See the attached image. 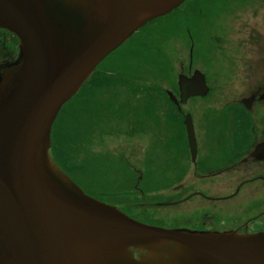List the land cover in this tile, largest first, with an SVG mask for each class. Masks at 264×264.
Returning <instances> with one entry per match:
<instances>
[{"label":"water","instance_id":"obj_1","mask_svg":"<svg viewBox=\"0 0 264 264\" xmlns=\"http://www.w3.org/2000/svg\"><path fill=\"white\" fill-rule=\"evenodd\" d=\"M186 1L0 0V28L20 40L0 74V264H264V232L140 222L86 194L49 154L59 112L97 66ZM178 86L181 104L209 93L199 70ZM185 126L194 153L191 114Z\"/></svg>","mask_w":264,"mask_h":264},{"label":"flooded vegetation","instance_id":"obj_2","mask_svg":"<svg viewBox=\"0 0 264 264\" xmlns=\"http://www.w3.org/2000/svg\"><path fill=\"white\" fill-rule=\"evenodd\" d=\"M160 19L148 22L115 51L123 47V52L128 54L135 53V50L161 54V45L157 44L159 41L152 35L150 38L151 32L148 30L155 23L162 29ZM240 26L244 34L241 43L246 46L243 47L244 62H231L228 67H231L232 75L235 76L234 82L243 88L242 96H231L232 99L221 107L215 100L212 101L208 112L198 121L194 114L185 111L190 101L211 95L208 86L207 96L191 97L186 103H180L179 76L183 74L190 78L199 70L194 67V40L190 36L192 46L189 63L187 66L181 63L177 79L170 80L172 89L168 86L159 91L158 86H149L159 91L157 96L164 101L161 118L154 115L156 109L138 116L130 105L122 104L117 111L120 116L116 121L122 122L118 127L104 128L103 120H99L96 128H86L84 151L87 154L94 139L98 140L97 147L104 148L105 134L115 139L121 137L126 142L121 146L132 145L136 141L129 153L123 147L114 156L106 151L95 155L90 153L86 162L95 164L97 172L94 173L91 165L85 172L82 171L84 183L81 186L87 193L94 197L98 195L97 198L137 219L153 217L147 213L160 209L164 212L160 225L167 224L171 229L236 231L241 234L264 232V28L247 20H241ZM110 55L98 65L93 73L95 78L88 81L82 95L76 99L87 98L92 86L103 88L116 84L135 93L137 79L132 75L124 76L122 72L108 66L100 69ZM19 57L18 37L0 28V74L6 67L16 63ZM95 81L98 85H94ZM206 82L208 85L207 77ZM149 87L146 90L153 92ZM168 92L174 94L178 105L170 99ZM70 105L71 101L68 109ZM130 113L132 117H128ZM187 114H191L194 124V153L185 126ZM86 119L89 123L88 117ZM137 145H141L140 155H136ZM155 150H160V154H154ZM106 161H113L116 170L119 168L120 176L116 180L122 190L115 195L111 191L104 192L103 189L87 185H98L105 179L108 174L103 173L100 167ZM158 165L162 167L161 180L155 182L152 169ZM75 172L73 169L66 173L76 180ZM153 182L161 184L158 190L161 192L160 197L153 198ZM142 205L146 206L147 211L141 209Z\"/></svg>","mask_w":264,"mask_h":264},{"label":"rangeland","instance_id":"obj_3","mask_svg":"<svg viewBox=\"0 0 264 264\" xmlns=\"http://www.w3.org/2000/svg\"><path fill=\"white\" fill-rule=\"evenodd\" d=\"M241 20H247L255 26L264 28V0H189L173 14L159 20L163 26L162 29L157 23L148 28L151 32L149 37L151 38L152 35L159 41L157 44L161 45V54L146 50H135V53L128 54L124 53L121 47V50L109 56L105 65H101L100 69L108 66V68L122 72L124 76L132 75L137 79V86L134 87L135 93L118 87L116 84L103 88L92 86L89 88L90 93L87 98L76 99L82 95L81 92L71 101L72 105L69 109L68 105L66 106V111L61 112L56 121L57 127L54 134H60L58 139L61 143L64 140L67 142L64 148L69 153V163L76 171L74 177L79 185L84 183L82 171L89 169V165L94 173L97 172L95 164L86 162L91 152L95 155L106 151L114 156L118 155L119 149L123 147L129 153L136 142L132 145L121 146L126 143L121 137L115 139L105 134L104 148L97 147L98 140L94 139V144L89 147L90 152L87 154L84 151L86 128H96L99 120H103L104 128L118 127L122 122L121 120L116 121V118L120 116L117 111L122 104L130 105L138 116L142 112L156 109L154 115L161 118L164 101L157 94L168 86L171 90L170 80L177 79V75L181 72V63L188 65L189 51L192 46L190 36L194 40V67L205 73L208 86L211 88V95L205 99L190 101L185 106V111L194 114L198 121L208 112L212 101L215 100L221 107L232 99L231 96L236 98L242 96L243 88L234 82L235 76L232 75L231 67H228L231 62H244L243 47L246 46L241 43L244 38L240 26ZM166 71L167 75H165ZM107 75L113 74L107 73ZM95 82L94 85H98L97 81ZM149 86H158L159 91ZM146 87L152 89L153 92L147 91ZM86 117L90 120L89 123ZM128 117H132L131 113ZM140 146L135 147L136 155L142 154ZM153 153L160 154V150H155ZM157 163L159 164L160 160ZM100 168L103 173L108 174L105 179L98 185L97 183H87V185L97 187L98 190L103 189L104 192L111 191L113 195L121 191L122 188L118 187L116 180L120 176L119 168L116 170L114 162L106 161ZM152 171L153 180L159 182L162 173L161 165L154 166ZM154 184L157 183L153 182L152 186ZM153 195L160 197L161 192H155ZM137 202L141 203V200ZM141 209L147 211L146 206L142 205ZM162 213L164 212L156 209L147 213L153 217L148 216L144 219L160 223L163 220ZM161 226L168 228L167 224Z\"/></svg>","mask_w":264,"mask_h":264},{"label":"trees","instance_id":"obj_4","mask_svg":"<svg viewBox=\"0 0 264 264\" xmlns=\"http://www.w3.org/2000/svg\"><path fill=\"white\" fill-rule=\"evenodd\" d=\"M178 9L174 10L172 14L177 11ZM171 15V14H170ZM169 15V16H170ZM96 75H93L92 78H95ZM57 123L55 124L54 128L56 129ZM54 129V130H55ZM60 134L53 133V144L51 148V155L54 160L58 163V165L65 171L68 172L69 170H73L72 165L69 163V153L65 150L64 146L67 145V142L64 140L62 143L59 141L58 136ZM160 183L154 184L153 188L155 192H158L160 188ZM156 198V197H153ZM140 200V199H137ZM148 223H158L156 221L148 222Z\"/></svg>","mask_w":264,"mask_h":264}]
</instances>
